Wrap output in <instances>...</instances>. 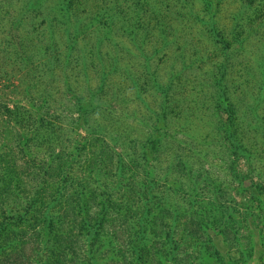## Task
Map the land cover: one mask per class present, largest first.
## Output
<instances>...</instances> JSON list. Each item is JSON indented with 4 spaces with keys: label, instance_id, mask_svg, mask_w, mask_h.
Listing matches in <instances>:
<instances>
[{
    "label": "rangeland",
    "instance_id": "obj_1",
    "mask_svg": "<svg viewBox=\"0 0 264 264\" xmlns=\"http://www.w3.org/2000/svg\"><path fill=\"white\" fill-rule=\"evenodd\" d=\"M60 1L0 0V176L2 160L9 155L19 170L24 157L16 142L18 138L24 141L25 133L27 150L36 162L48 158L52 145L46 139L61 137L68 148L74 140L87 142L79 149L82 157L68 159L71 176L83 178L82 166L93 160L99 147L91 138L100 136L110 148L122 151V146H131L129 141L137 145L146 136L145 122L161 98L145 70L164 78L172 66L181 70L186 64L192 68L172 89V96L182 102L172 103L173 112L166 121L176 125L181 122L179 116H186L188 141L184 149L172 140L164 148L169 157L182 154V162L191 166L195 203L211 200L236 206L234 201L244 202L239 188L227 186L240 182L227 175L225 151L213 135L219 119L213 103L215 78L223 68V85L235 106L237 133L250 152L253 181L259 178L264 185V3L256 6L257 14L255 2L239 9L242 0H214L211 11L200 0H73V14L67 17L58 10ZM109 6L110 24L106 32L97 34L96 13ZM236 19L240 32L235 34L231 24ZM241 37L246 40L240 45ZM102 82L101 95L89 99V91L97 90ZM257 90L262 96L258 104L254 100ZM76 102L93 103L88 124L74 131L69 122L77 117ZM95 126L106 129L102 133ZM116 135L124 139L113 144L111 137ZM59 150L54 146V151ZM12 182H17V175ZM182 182L184 191L190 181L183 177ZM226 197L234 201H225ZM260 216L262 227L254 244L258 249L250 256L253 264L263 250L264 219ZM185 238V247L197 251L201 261L216 264L200 253L198 241ZM108 246L99 249L97 264H119ZM0 264H6L5 257L0 256Z\"/></svg>",
    "mask_w": 264,
    "mask_h": 264
},
{
    "label": "trees",
    "instance_id": "obj_2",
    "mask_svg": "<svg viewBox=\"0 0 264 264\" xmlns=\"http://www.w3.org/2000/svg\"><path fill=\"white\" fill-rule=\"evenodd\" d=\"M200 2L208 11L214 6V0ZM251 2H255L253 10L258 14L256 6L264 0H242L239 9ZM73 9V0L60 1L58 10L60 14L64 11L62 16L70 17ZM108 9L110 6L100 7L96 13L94 19L100 24L97 34L110 24V17H106ZM236 24L237 19L231 24L235 34L240 32ZM212 28L215 30L213 25ZM245 38L241 37L237 43L241 45ZM216 41L224 45L223 41ZM262 58L255 60L256 65ZM191 66L182 64L181 70L172 66L164 78L145 70V76L161 98L145 122L146 136L137 145L129 141L131 146H122V151L110 148L100 136L91 138L99 147L93 160L82 166L83 178L76 180L71 176L72 162L68 159L82 157L79 149L87 142L80 144L74 140L68 148L61 137L46 139L52 145L48 158L36 162L27 150L29 137L24 133V141L18 138L16 143L24 157L18 171L24 176L20 178L10 155L2 160L0 176V204L4 209L0 213V256L6 258V264H97L96 255L106 244L118 257L119 264H208L200 260L197 251L185 247V237L198 241L202 246L200 253L205 252L216 264H253L250 256L258 249L254 244L262 227L260 215L264 219V185L259 178L253 181L250 152L237 133L235 106L223 85L226 68L215 78L213 103L219 119L213 135L225 151L227 175L240 182L234 187L227 186L239 188L244 202L233 200L236 206L211 200L195 203L191 166L182 162V154L169 157L164 148L172 140L177 141L179 149H184L188 141L186 116H179L181 122L176 125L166 120L173 112L172 103L182 102L172 96L176 80H181ZM101 73L104 79L106 73L103 70ZM104 86L102 82L97 90H90L89 99L101 95ZM255 93L258 104L262 96L258 90ZM90 104L76 102L78 114L69 122L71 129L76 131V127L88 124ZM261 126L264 135V120ZM93 129L103 133L106 128ZM120 139L124 137H111L113 144ZM56 145L59 151H54ZM185 168L188 170L183 176ZM255 176L260 177L256 172ZM183 177L190 182L181 191ZM227 200L233 202L231 197H226ZM241 237L245 240L240 241ZM262 246L255 264H264V242Z\"/></svg>",
    "mask_w": 264,
    "mask_h": 264
}]
</instances>
